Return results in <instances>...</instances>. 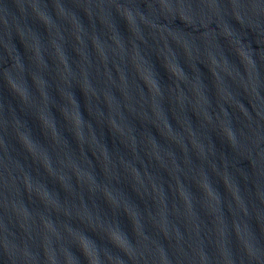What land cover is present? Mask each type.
Masks as SVG:
<instances>
[{
	"label": "water",
	"instance_id": "water-1",
	"mask_svg": "<svg viewBox=\"0 0 264 264\" xmlns=\"http://www.w3.org/2000/svg\"><path fill=\"white\" fill-rule=\"evenodd\" d=\"M69 264H264V99L185 156Z\"/></svg>",
	"mask_w": 264,
	"mask_h": 264
}]
</instances>
